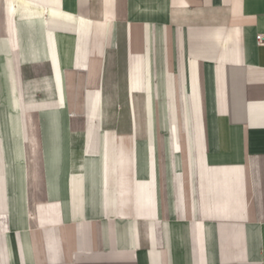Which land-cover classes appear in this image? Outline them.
<instances>
[{
	"label": "crops",
	"instance_id": "0c3cea01",
	"mask_svg": "<svg viewBox=\"0 0 264 264\" xmlns=\"http://www.w3.org/2000/svg\"><path fill=\"white\" fill-rule=\"evenodd\" d=\"M264 0H0V264H264Z\"/></svg>",
	"mask_w": 264,
	"mask_h": 264
},
{
	"label": "built area",
	"instance_id": "2783aa9c",
	"mask_svg": "<svg viewBox=\"0 0 264 264\" xmlns=\"http://www.w3.org/2000/svg\"><path fill=\"white\" fill-rule=\"evenodd\" d=\"M255 39H256V43L259 46H264V33H258Z\"/></svg>",
	"mask_w": 264,
	"mask_h": 264
}]
</instances>
